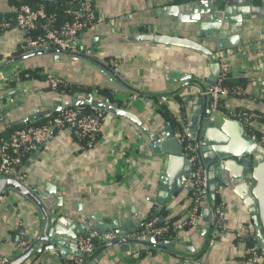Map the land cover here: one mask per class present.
<instances>
[{"label":"crops","instance_id":"obj_1","mask_svg":"<svg viewBox=\"0 0 264 264\" xmlns=\"http://www.w3.org/2000/svg\"><path fill=\"white\" fill-rule=\"evenodd\" d=\"M227 1L222 7L228 4ZM230 1L233 4L235 0ZM243 1L244 5L260 11L258 18L246 16L243 22L253 27L263 24L260 22L264 18L262 0ZM184 4L179 0H96L99 19L81 34L79 46L92 50L93 60L101 63L108 59L118 60L121 66L114 69L117 75L148 95L117 92L116 97L113 90L102 87L104 82L88 65L64 55L55 59L54 54L22 51L24 35L19 29L0 34V132L7 124L13 126L25 117L53 107L58 98L49 88L45 77L48 72L85 88L110 90L115 101L112 104L136 115L152 137L164 130V123L170 126L171 122L176 125L177 121L190 124L192 106L203 98L206 81L213 75L211 62L196 52L178 47L131 44L121 40L133 29L145 26L151 28V33L201 42L196 38V27L179 22L173 16L156 13L162 8ZM13 12L14 7L8 0H0V17ZM263 41L215 52V57L220 67L226 64L231 68L230 78L239 79L246 92L245 97L227 98L225 109L261 115L263 123L245 131L255 133L257 141L264 146V50L260 49ZM24 70H37L38 75L19 79ZM170 73L188 75L191 79L189 82L171 81ZM160 96L171 100L162 111L154 102ZM166 158L153 152L143 132L135 125L104 113L101 132L92 148H82L69 130H59L52 139L25 156L20 170L25 178L21 183L38 192L43 191L45 183L56 189L55 209L47 212L66 216L67 220L57 234L62 243L73 242L71 236L79 228L83 231L78 235L99 222L108 224L111 220H130V228L138 227L139 231L144 223L155 218L174 224L183 222L192 208V192L182 191L172 196L154 217V199ZM218 189L229 225L234 228L248 226L254 231L252 218L240 197L225 186ZM40 225L32 205L14 191L3 192L0 196V259L10 260L21 250L17 246L20 228L29 245ZM208 225L200 213L196 220L178 232L176 242L180 256L135 244L130 245L127 254L117 245L103 243L96 245L86 264H185L182 257L185 262L194 264H243L246 248L230 234L212 239L204 249L206 237L201 231ZM186 244L190 246L189 253L183 252ZM23 264L64 262L54 249L34 254Z\"/></svg>","mask_w":264,"mask_h":264},{"label":"water","instance_id":"obj_2","mask_svg":"<svg viewBox=\"0 0 264 264\" xmlns=\"http://www.w3.org/2000/svg\"><path fill=\"white\" fill-rule=\"evenodd\" d=\"M226 1L200 0L156 11L157 14L170 15L179 22L196 27V38L200 39L201 42L143 31L122 36L121 40L131 44L178 47L196 52L211 62L209 66L213 75H211L210 80L206 81L202 93L203 98H199L196 104L192 106L193 118L188 124L203 185L206 189V203L201 212L204 219L209 222L207 229L201 231V234L206 237L204 249H207L208 243L215 238L216 191L220 186H225L233 189L248 209L253 222L255 242L264 260V146L252 140L239 122L230 121L218 113L211 114L208 109L209 99L206 95L207 89L217 82L220 75V64L216 62L215 52H225L252 42L263 41L264 18L260 20L263 24H258L255 27L249 26L243 22V19L246 16L258 18L259 9L244 5L243 0H235L233 4L229 0L227 1L228 4L222 7ZM262 4L264 5V0H262ZM261 10L264 11V8ZM206 43H210V45L208 46ZM82 50L78 44L77 50L73 52L56 49L38 52L54 54L56 55L55 59L59 55L72 57L88 65L104 82L103 88L121 93L148 95L125 82L114 69L105 63L84 57L79 52ZM190 79L191 77L188 75L170 73L171 81L189 82ZM148 101L153 103L152 100ZM189 101L193 102V98H190ZM79 107L112 114L132 123L143 132L155 154L167 157L166 167L159 179L158 192L154 199V217H157L164 204L169 202L172 196L182 191L192 192L188 184L189 177L192 175L191 162L184 153L182 143L175 136V128L164 123V130L152 137L136 115L128 110L118 108L110 102L109 98L102 97L100 94L74 93L64 95L54 101L52 108L25 117L13 123V126L39 122L42 118ZM6 179L5 181L0 180V196L7 190L16 192L18 196L33 206L41 221L36 237L27 247L16 253L7 264H23L34 254H40L42 251L52 252L54 249L58 250L64 264L78 256L76 240L78 234L83 230L79 228L78 232L71 236L73 242L62 243L57 234L60 231V226L67 220L66 216L61 217L58 213L50 215L47 212V210L54 211L55 209L56 189L45 183L43 191L38 192L34 187L27 186L12 177H6ZM122 221L111 220L108 224L99 222L90 228V231L98 234L107 231L116 233L120 239L109 244L119 246L120 250L127 254L130 253V245L135 244L180 256L176 241L148 236L126 239L125 236L135 233L138 227L130 228L132 226L130 220ZM189 247L186 244L183 252L189 253ZM89 257L85 258L84 264ZM184 259L182 257V263L194 264L192 261L185 262Z\"/></svg>","mask_w":264,"mask_h":264},{"label":"built area","instance_id":"obj_3","mask_svg":"<svg viewBox=\"0 0 264 264\" xmlns=\"http://www.w3.org/2000/svg\"><path fill=\"white\" fill-rule=\"evenodd\" d=\"M95 1L78 0V7L68 11L73 17L72 21L64 23L61 26H55V16L47 14L42 7L32 9L28 6H21L17 10H14V18L0 20V34L13 28L19 29L24 35L23 42L20 46L22 51L56 49L59 51L73 52L78 48L81 34L85 30L93 27L99 19L95 8ZM182 1L186 4L200 0ZM69 2L72 4L75 0H70ZM33 31L38 32V34L31 36L30 33ZM140 31L151 32V28L141 26L133 29L132 33ZM260 49L264 50V41L261 43ZM79 52L86 58H93L94 56V52L90 49H83ZM104 63L112 69H118L121 66V63L115 59L105 60ZM231 75V68L226 64H222L217 82L206 91L209 99L208 109L211 114H221L230 121L239 122L244 130L247 131L249 129L251 131L255 126L261 124V115L247 110L230 111L224 107V101L227 98L246 96L243 87L237 86L229 88L223 85V81L230 78ZM45 77L50 90L53 92L56 91V88L64 80L53 72H48ZM89 93L92 95L99 94L97 88H92ZM117 94L115 92L113 95L117 97ZM56 96L57 98L62 97L57 94ZM262 99L264 100V96ZM170 101L168 97H160L156 102L157 108L162 111ZM85 109L84 107L67 109L57 113L41 125L31 124L30 126L13 132L8 138L0 137V178L12 177L23 182L25 175L20 170L25 156L52 139L59 130H69L78 143L82 145V148H92L101 132L104 113L96 110H92L95 111L94 113H89ZM175 136L182 143L184 153L190 160L192 166V175L189 177V185L192 189V208L183 222L175 224L165 222L164 224H159L158 219H151L144 223L139 231L125 236L126 239L148 236L176 241L179 239L177 236L178 232L184 227L189 226L199 217L206 203V189L203 185V178L197 163L195 148L188 125L177 121L175 125ZM249 136L252 140L258 142L254 135ZM218 190L216 191L218 202L215 205L214 239L219 238L223 234H230L246 248L243 264H264L263 257L256 242L249 247L247 246V240L254 236V231L248 226L234 228L229 225L225 204L221 200ZM18 236L20 241L17 246L22 250L27 247L28 243L25 239V233L21 228L19 229ZM118 239L120 238L116 233L111 231L98 234L87 230L77 237L78 256L72 258L67 264H84L85 258L94 253L97 244L111 243ZM8 262L9 259L7 258L0 259V264H7Z\"/></svg>","mask_w":264,"mask_h":264},{"label":"trees","instance_id":"obj_4","mask_svg":"<svg viewBox=\"0 0 264 264\" xmlns=\"http://www.w3.org/2000/svg\"><path fill=\"white\" fill-rule=\"evenodd\" d=\"M69 1L70 0H8L9 4L14 7V10L15 9L17 10L21 6H28L32 9H38V8L42 7L47 14H52L55 16V26H61L64 23L72 21L73 17L71 15V13L68 11H71V10L77 8L79 3H78V0H75V2L74 3L72 2V4H70ZM179 1L183 2L182 0H179ZM14 16H15V12H13L12 14H9V15L1 16L0 20L1 19L14 18ZM37 34H38V32H36V31H33L32 33H30L31 36H36ZM31 52L36 53L38 51L31 50ZM37 73H38L37 70H24V71L20 72L19 79H30L33 76L38 75ZM62 81L63 82L56 88L55 94H57V95L64 96V95H71L74 93H89L91 90L89 88H85V87L79 86V85L74 84V83H69V82H66L64 80H62ZM223 85L226 87H229V88H233V87H237V86L241 87L242 83L240 82L239 79L228 78V79L223 81ZM97 89H98V93L100 95L108 97L112 103H115V101L113 100V98L110 94V92H111L110 90L99 89V88H97ZM157 100L158 99H156L154 102H157ZM85 110L89 113L95 112V111L90 110L89 108H86ZM55 115L56 114H53L50 117L42 118V120H40L39 122H35V123L18 124L16 126H12L11 124H7L6 128H4V130L2 132H0V137L8 138L13 132L20 130V129H23L27 126H30L31 124L41 125V124L45 123L46 121H48L49 119H51ZM262 119L260 120V123H263ZM171 124H172V127L175 128V123L171 122ZM249 134L254 135L255 137H258L253 132L249 133ZM0 180L5 181L7 179L5 177H1ZM14 180H16V179H14ZM217 202H218V199L216 198V203ZM164 223H165L164 220H162V221L159 220V224H164ZM169 223H171V222H169ZM253 244H255V235L247 240V246L248 247L253 245Z\"/></svg>","mask_w":264,"mask_h":264}]
</instances>
